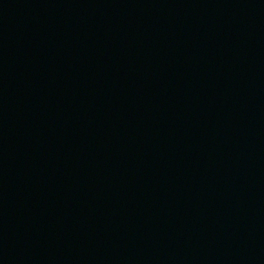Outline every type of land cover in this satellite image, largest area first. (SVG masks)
<instances>
[{"label": "water", "instance_id": "obj_1", "mask_svg": "<svg viewBox=\"0 0 264 264\" xmlns=\"http://www.w3.org/2000/svg\"><path fill=\"white\" fill-rule=\"evenodd\" d=\"M0 264H264V0H0Z\"/></svg>", "mask_w": 264, "mask_h": 264}]
</instances>
